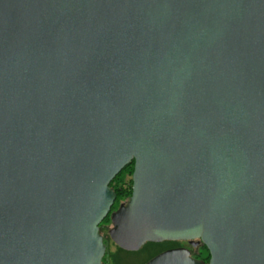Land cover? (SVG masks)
Returning <instances> with one entry per match:
<instances>
[{"label":"water","instance_id":"obj_1","mask_svg":"<svg viewBox=\"0 0 264 264\" xmlns=\"http://www.w3.org/2000/svg\"><path fill=\"white\" fill-rule=\"evenodd\" d=\"M107 214L264 264V0H0V264H105Z\"/></svg>","mask_w":264,"mask_h":264},{"label":"trees","instance_id":"obj_2","mask_svg":"<svg viewBox=\"0 0 264 264\" xmlns=\"http://www.w3.org/2000/svg\"><path fill=\"white\" fill-rule=\"evenodd\" d=\"M133 170V160L127 163L111 180L110 185L116 191V199L112 205V209L117 206L118 201L127 198L131 193V173ZM110 221V216L107 214L99 223V230L100 226L106 222ZM106 244V250L102 257V260L105 264H120V254L118 251H110L108 249L107 240L103 238ZM179 242L178 240H171L165 239L161 241H146L140 248L137 250H126L121 248L116 244V248L122 252H132V253H141L145 252L144 256L136 263L142 264L144 263L152 254L156 253L157 251L161 250L162 248L169 246L171 244H176ZM199 258L203 259L204 262L208 263L209 252L204 244H202L201 248L199 249V254H197ZM110 260V262H109Z\"/></svg>","mask_w":264,"mask_h":264},{"label":"rangeland","instance_id":"obj_3","mask_svg":"<svg viewBox=\"0 0 264 264\" xmlns=\"http://www.w3.org/2000/svg\"><path fill=\"white\" fill-rule=\"evenodd\" d=\"M125 199H122V200H125ZM122 200L118 201L117 206ZM117 206H115V208ZM115 208H113V209H115ZM110 225H111V221L106 222V223H104V224H102L100 226V232L103 234V236L107 240L108 249L110 251H118L119 252V254H120V264H136L144 256L145 252L132 253V252H122V251L118 250L116 248V243L113 242V240L110 238V236L108 234V228L110 227ZM199 249H200V247L197 246V248H195L194 250L199 251ZM109 262H110V260H109Z\"/></svg>","mask_w":264,"mask_h":264},{"label":"flooded vegetation","instance_id":"obj_4","mask_svg":"<svg viewBox=\"0 0 264 264\" xmlns=\"http://www.w3.org/2000/svg\"><path fill=\"white\" fill-rule=\"evenodd\" d=\"M103 235V234H102ZM103 238H104V236H103ZM179 242H177L176 244H171V245H169V246H166V247H164V248H162L161 250H164V249H167V248H171V247H185V248H187V249H189V251H190V253H191V255H194V256H196L197 254H199V251H197V250H194L195 248H197V246L198 247H200L201 248V246H202V242L198 239V238H195V239H192V240H190V239H179L178 240ZM144 244V243H143ZM142 244V245H143ZM141 245V246H142ZM140 246V247H141ZM139 247V248H140ZM137 250V249H136ZM161 250H159V251H161ZM159 251H157V252H159ZM156 252V253H157ZM156 253H154V254H156ZM154 254H152V256L154 255ZM104 255V254H103ZM103 257V256H102ZM151 257V256H150ZM198 257V256H197ZM103 261V260H102Z\"/></svg>","mask_w":264,"mask_h":264}]
</instances>
